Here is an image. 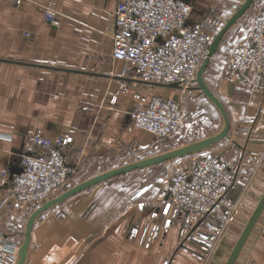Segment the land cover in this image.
<instances>
[{"label": "crops", "instance_id": "1", "mask_svg": "<svg viewBox=\"0 0 264 264\" xmlns=\"http://www.w3.org/2000/svg\"><path fill=\"white\" fill-rule=\"evenodd\" d=\"M51 1L57 12L55 25L44 18L45 6ZM119 1L0 0V168L9 172L7 178L0 177V236L13 241L17 251L35 208L12 197V171H20L22 155L41 151L33 143L34 136H71L66 161L72 170L87 176L111 161L155 147L154 135L137 128L132 113L142 98H151L142 92L145 87L161 86L142 80L133 66L127 74L126 63L112 56ZM188 1L196 3L190 23H200L203 29L221 25L215 36L245 2ZM221 75L219 89L209 87L223 104L225 97L231 102L225 108L230 119L228 140L233 146L227 150L239 153L231 167L246 183L231 189L229 196L239 207V194L245 198L252 187L264 186V71L238 75L221 70ZM122 84L130 86V93L126 94L129 88L121 91ZM114 95L117 98L112 102ZM251 156L256 161L250 162ZM118 177L45 212L33 227L25 264H164L167 258L170 264H227L264 195L263 190L237 237L233 238L238 228L235 222L209 259L200 261L179 249L176 226L144 247L152 213L161 222L168 215L169 190L164 179L135 187L129 179L125 184V179L117 181ZM263 215L264 209L233 264H264L238 261ZM135 226L138 236L131 239L129 233Z\"/></svg>", "mask_w": 264, "mask_h": 264}, {"label": "built area", "instance_id": "2", "mask_svg": "<svg viewBox=\"0 0 264 264\" xmlns=\"http://www.w3.org/2000/svg\"><path fill=\"white\" fill-rule=\"evenodd\" d=\"M195 5L188 0H120L115 10L113 58L133 66L144 81L178 83L188 89L212 42L200 23H190ZM56 17L51 1L45 6L44 18L55 25ZM229 65L240 75L264 71V6L231 51ZM120 89L127 91V85ZM132 118L137 128L162 139L181 128L184 111L174 98L153 96L132 113ZM32 140L41 151L22 155L20 171L12 175L11 195L20 204L35 208L51 199L72 173L63 147L73 139L68 135L54 139L36 135ZM248 160L253 162L254 157ZM8 176V170L0 168V177ZM237 185L244 183L228 163L217 156L201 155L196 163L171 177L168 215L161 222L152 213L144 247L149 248L161 232L168 234L176 226L181 238L179 249L207 261L236 214L229 192ZM138 228L130 231L131 239L138 236ZM17 248L13 241L0 236V264H14ZM164 264H170V259Z\"/></svg>", "mask_w": 264, "mask_h": 264}, {"label": "rangeland", "instance_id": "3", "mask_svg": "<svg viewBox=\"0 0 264 264\" xmlns=\"http://www.w3.org/2000/svg\"><path fill=\"white\" fill-rule=\"evenodd\" d=\"M263 6H264V0H260L253 7H251L243 15V17L239 19L236 26L229 33L226 34L225 38L220 43L217 54H214V56L211 58L208 68L204 74V78L207 84L208 85L210 84L214 88V90L219 89L220 83L223 79V76L221 75V70L222 71L224 70L225 72L231 71L234 74H237L230 68L229 65V57L231 51L241 41V39L245 37L257 12ZM204 27H205L204 31H206L211 36L213 41L221 25L212 24ZM124 71L127 74L132 72L131 65L126 64ZM245 81L246 80L242 79V82ZM195 86L196 84L195 85L192 84L191 87H189V89H182L179 91L169 90L163 87H151V86L145 87L146 90L142 92L148 95H152L151 98L153 96H162L164 98V96L169 95V97H165V98H174L181 104V107L184 111V121L181 128L176 133L166 138L159 139L154 136L156 142L154 144L155 147L152 150L143 151L142 154L123 157L114 162L111 161L110 165L108 166L104 165L103 167H101L102 169L96 171L98 173H92L88 175L89 177L85 174L83 175L80 173L78 174L77 171L73 170L72 173L69 175L67 181L63 184L61 188H59L54 193V195H52V197L61 194L63 191L75 186V184L81 183L82 181L88 178L100 174V171L101 172L107 171L109 169L119 167L137 160H141L149 156L160 154L169 151L171 149L183 146L185 144L192 143V141L195 142V140L197 139L207 137L218 132L223 125L222 117L219 111L216 109V107L208 100V98H206L198 89H196ZM129 87L130 86L127 84V88ZM129 91L130 88L126 94L130 93ZM219 93H221V91H219ZM113 97H116V95L112 96L111 99ZM147 101L148 100H146L145 98H142V104L140 107H138V109L144 106V104ZM223 102L225 103L224 104L225 107L229 108L231 102L229 101V99H227V97H225ZM218 143L215 144L217 146L213 145L211 148L196 155L177 158L148 168L134 170L122 176H119L116 179H118L117 181H119V179H125L123 180L124 184L127 183L129 179L130 181H132L131 184H135V187H138L140 183L145 184L148 183V181L150 180H153L155 183L161 178L164 179V182L167 185V189L169 190L171 177L174 174L183 171L186 168L190 167L192 164L196 163V160L199 159L201 155L208 154V155L217 156L222 160H224L226 163H228L230 167L235 166L238 161L239 153L237 152V154L234 153L232 154L230 150H227V148L229 146L230 147L233 146V144H231L228 138H225ZM65 148L67 147H63L64 155H65ZM254 161H256L255 157L253 162ZM247 170H251V169H247ZM242 178L245 179V177L242 176L239 177V179L243 183H246ZM114 182H116V180H114ZM124 186L127 187V185ZM263 190H264V186H254L251 188L249 192L250 194L245 198L244 197L240 198L239 197L240 194H239L237 196L241 202V205L239 207L238 204L235 203V201L233 200L237 208V211L234 218L229 222L226 228V231L228 232L227 229H229L233 223L235 222L238 223L237 234L235 235V237L233 234V238L237 237L242 227L245 225L246 221L248 220L251 212L255 207L256 200L260 198L261 194L263 193ZM37 207H35V209ZM226 231L220 240H222L225 237L227 233ZM238 261H264V215L258 221L256 228L254 229V233Z\"/></svg>", "mask_w": 264, "mask_h": 264}, {"label": "water", "instance_id": "4", "mask_svg": "<svg viewBox=\"0 0 264 264\" xmlns=\"http://www.w3.org/2000/svg\"><path fill=\"white\" fill-rule=\"evenodd\" d=\"M255 0H245V2L238 8L236 13L228 20L226 25L221 29L219 34L214 38V40L211 42L210 50L208 56L203 60L200 68L197 71L195 82H196V89H198L208 100L216 107V109L219 111L222 120L223 125L221 129L216 132L213 135L207 136L205 138H202L200 140H197L195 142L185 144L183 146L171 149L169 151L156 154L153 156H149L147 158L137 160L119 167H115L112 169H109L107 171H104L100 174H97L91 178H88L81 183L76 184L75 186L63 191L61 194L52 197L51 199L45 201L43 204H41L39 207H37L29 216L25 231L23 234V241L18 251V258L15 264H25L26 259L28 257V252L30 249V243H31V236H32V230L38 219L48 210L56 207L57 205L62 204L66 200L70 199L71 197L84 192L100 183L106 182L112 178H115L117 176L126 174L128 172L148 168L160 163H164L170 160H174L177 158H183L191 155H196L198 153H201L209 148H211L213 145L217 144L221 140L225 138L230 137V119L228 116V113L226 111V108L222 101L216 96V94L211 90L209 85L207 84L204 74L208 68V65L211 61V58L214 56V54L218 51V48L220 46V43L222 42L226 32L231 28L252 6ZM153 84L161 87H167V88H175V89H182L181 85L178 83H160V82H152ZM17 171H12V174L16 173ZM264 209V195L262 199L260 200L257 208L255 209L252 217L248 221L238 243L236 244L230 259L228 260L227 264H233L236 258L239 255V252L247 239L248 235L252 231L256 221L258 220L261 212Z\"/></svg>", "mask_w": 264, "mask_h": 264}]
</instances>
